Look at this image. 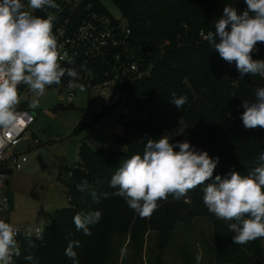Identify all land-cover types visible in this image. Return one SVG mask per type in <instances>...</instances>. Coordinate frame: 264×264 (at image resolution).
<instances>
[{
    "label": "trees",
    "instance_id": "trees-1",
    "mask_svg": "<svg viewBox=\"0 0 264 264\" xmlns=\"http://www.w3.org/2000/svg\"><path fill=\"white\" fill-rule=\"evenodd\" d=\"M110 1L126 20L136 54L148 68L147 74L121 86L125 111L119 115L122 133L114 140L123 148L79 144L78 159L63 165L58 174L66 186L68 204L53 211L42 228L43 240H34V248H28L23 234L18 236L21 254L14 257V264H72L65 255L69 240L80 242V247L74 249L79 264H106L114 234H122L126 243L138 246L145 233L153 229L157 231L155 264H160L175 221L194 216L211 217L213 243L224 241L213 247V264H258L254 259L264 264L259 239L237 245L231 233L228 239L221 238V231L229 228L208 212L201 188L189 191L181 200L169 195L167 200L158 201L151 218L141 219L123 198L111 195L115 189L110 187L112 175L125 160L142 155L147 140L163 135L173 144L188 141L197 151H207L213 159L219 157L214 176L230 171L247 175L255 166L264 152V129H245L241 105L244 100H254L256 88L264 87V77L246 74L241 79L235 62L223 60L200 36L201 31H214L225 6L235 7L239 14L247 5L244 0ZM256 48L252 58L264 60V43L258 42ZM22 89L23 85L19 94ZM173 94L188 97L181 109L172 102ZM174 151H179L178 147ZM84 180L97 193L98 201L77 190V184ZM104 193L109 194L107 198ZM91 211H100L102 216L89 226L91 235H85L77 231L73 217ZM29 253L34 256L32 262L24 259Z\"/></svg>",
    "mask_w": 264,
    "mask_h": 264
},
{
    "label": "clouds",
    "instance_id": "clouds-1",
    "mask_svg": "<svg viewBox=\"0 0 264 264\" xmlns=\"http://www.w3.org/2000/svg\"><path fill=\"white\" fill-rule=\"evenodd\" d=\"M244 3L247 8L239 14L235 7L225 6L214 31L206 34L201 31L200 36L223 60L235 62L241 79L246 74L264 77V60H254L251 55L258 50V42L264 43V0H244ZM58 7L56 0H0V129L6 135L24 125L25 117L27 122L32 120L28 112L17 111L21 85L32 94L28 108L34 114L47 88L59 86L66 75L71 78L69 87H72V81L79 77L76 69L61 65V61L72 64L73 60L58 50L53 35L55 16L50 12L47 18L33 14ZM80 91H86V87L80 85ZM171 100L181 109L188 97L173 94ZM241 106L244 111L240 118L245 129H264V87L256 88L254 100H244ZM177 147L179 151H174ZM218 162L219 157L213 159L207 151H197L188 141L173 144L166 135L149 139L142 155H132L112 175L110 187L115 191L111 195L123 198L141 219H149L158 209V201L167 200L169 195L181 200L199 187L208 212L229 222L234 244L246 245L264 238V152L247 175L230 171L224 176H214ZM77 190L90 194L94 201L99 200L86 180L77 184ZM108 195L103 194L104 198ZM101 216L100 211L81 212L73 217V222L77 231L91 235L89 226L98 223ZM19 232L13 224L0 219V264H14V257L20 256ZM43 232L40 227L23 229L28 248L35 247L34 240H43ZM78 247V240H69L65 249L72 264H79L74 250ZM24 259L32 262L34 256L29 253ZM196 260L199 262L201 256L197 255Z\"/></svg>",
    "mask_w": 264,
    "mask_h": 264
},
{
    "label": "rangeland",
    "instance_id": "rangeland-1",
    "mask_svg": "<svg viewBox=\"0 0 264 264\" xmlns=\"http://www.w3.org/2000/svg\"><path fill=\"white\" fill-rule=\"evenodd\" d=\"M99 1L111 14L121 15L110 0ZM72 87L75 88V94L74 100L70 101L66 93ZM72 87L53 85L47 88L46 94L40 98V107L35 110L36 117L33 124L36 125L41 140H44L26 153L30 156L32 151L42 146H45L47 151L36 150L32 153L33 172H43L51 165L50 152L57 154L63 164L74 163L78 159V148L81 142H86L93 148L111 147L115 150L123 148L114 140L115 135L122 133L119 115L125 111L123 96L119 102L105 109V105L109 104L107 101L116 92L113 86L95 88L85 86L86 91L84 92L80 91V84H73ZM20 97L21 102H25L28 108V100L32 98V94L26 98L25 92L22 91ZM31 140L35 146L39 137L32 136ZM6 177L10 180L9 184L16 187L18 191V201L22 204L20 215H25L27 206L30 203H38L46 193L62 194L63 202L60 205L68 204L67 194L58 182L51 186L44 178L34 173L23 177L19 175L18 170L6 174ZM175 222L159 260L160 264H213V247L224 241L217 239L213 243L212 218L194 216L190 220H176ZM224 222L228 227L229 222ZM38 225L43 228L42 224ZM221 232V238L224 236L226 239L231 233L229 229L228 231L223 229ZM231 234L234 235V233ZM258 241L263 246L264 252V238H259ZM126 242L127 238L122 234H114L111 237L110 255L106 264H155L156 230H149L145 233L141 245H131L130 242ZM197 255L201 256L199 262L196 260Z\"/></svg>",
    "mask_w": 264,
    "mask_h": 264
},
{
    "label": "built area",
    "instance_id": "built-area-1",
    "mask_svg": "<svg viewBox=\"0 0 264 264\" xmlns=\"http://www.w3.org/2000/svg\"><path fill=\"white\" fill-rule=\"evenodd\" d=\"M56 3L59 5L57 9H49L46 12L35 11L33 14L47 18L50 12L55 16L53 35L57 39L58 50L62 55L66 53L67 57L73 60L72 64L61 61V65L65 68H74L79 73L78 79L72 81V85L80 84L88 88L113 86L116 92L107 102L111 104L119 100L121 86L128 80L148 73V68L144 67L131 43L130 29L126 20L121 15L111 14L99 0H56ZM70 79L66 75L60 85H69ZM22 91L25 92L26 98L31 94L26 86H23ZM74 94L75 88L68 89L66 93L68 100L73 101ZM17 111L28 112L32 115V120L27 122L25 117L26 123L19 125L10 136L6 135L5 130L0 129V145H2L0 169L8 162H11L15 168H20L27 158L24 152L13 150L12 145L21 138L29 139L26 132L34 120V114L26 107L25 102L17 106ZM5 176V173L0 172V219L6 221L9 198L5 191ZM28 226L25 224L16 227L20 229L17 241L18 236L23 234V229Z\"/></svg>",
    "mask_w": 264,
    "mask_h": 264
},
{
    "label": "crops",
    "instance_id": "crops-1",
    "mask_svg": "<svg viewBox=\"0 0 264 264\" xmlns=\"http://www.w3.org/2000/svg\"><path fill=\"white\" fill-rule=\"evenodd\" d=\"M36 117V111L34 113V120ZM33 120V122H34ZM33 122L30 125V128L27 130L30 131V133L26 132L28 136V140L21 138L19 139L14 145H12L13 150H18L21 152H24L26 154V160L22 162V165L20 168H15L11 162H8L3 168H8V172L6 174H11L14 170L19 171V175L21 176H26L28 174L34 173L35 175H38L39 177L44 178L48 184L51 186L55 185L57 182L60 184L62 187L63 191L66 193V186L64 183L58 178V174L62 168L63 164L60 160V157H58L57 154H54L53 152L49 153L50 155V160H51V165L46 168L43 172H38L32 171V166L34 165V160H33V154L38 151H47L45 146L36 148L34 151L30 153V156H27L26 151H30L31 148L37 147L39 144L42 143V139L38 135L36 125L33 124ZM36 136L37 138L39 137L38 143L34 146L33 140H31L32 136ZM79 149V148H78ZM5 182H6V194L9 198V211L6 216V222H9L15 226H22V225H33L34 227L38 226V224L46 225V222L50 221V217L53 213V211L58 208L62 207L64 205H60L62 201V194L58 195L57 192L55 193H46L44 198L40 200L36 204L30 203L27 206V211L25 212V215H20L21 213V208L22 204L20 201H18V191L16 187H12L10 185V180L5 176ZM62 196V197H61ZM46 223V224H45Z\"/></svg>",
    "mask_w": 264,
    "mask_h": 264
},
{
    "label": "water",
    "instance_id": "water-1",
    "mask_svg": "<svg viewBox=\"0 0 264 264\" xmlns=\"http://www.w3.org/2000/svg\"><path fill=\"white\" fill-rule=\"evenodd\" d=\"M54 86H56V85H54ZM115 102H118V100H116ZM111 104H112V103H111ZM111 104H107L105 108H108L109 105H111ZM8 171H9L8 168H1V169H0V172H2V173H7ZM254 262H257L258 264H261V262L258 261L257 259H254Z\"/></svg>",
    "mask_w": 264,
    "mask_h": 264
}]
</instances>
